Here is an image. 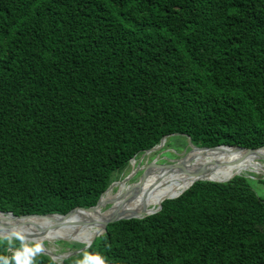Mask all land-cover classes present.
Instances as JSON below:
<instances>
[{"label": "trees", "instance_id": "trees-1", "mask_svg": "<svg viewBox=\"0 0 264 264\" xmlns=\"http://www.w3.org/2000/svg\"><path fill=\"white\" fill-rule=\"evenodd\" d=\"M171 136L264 146V0H0V212L93 207ZM216 181L62 262L0 238V264H264V179Z\"/></svg>", "mask_w": 264, "mask_h": 264}, {"label": "bare ground", "instance_id": "bare-ground-1", "mask_svg": "<svg viewBox=\"0 0 264 264\" xmlns=\"http://www.w3.org/2000/svg\"><path fill=\"white\" fill-rule=\"evenodd\" d=\"M150 152L144 153L146 155L143 157L148 156ZM259 153L264 156V149L260 150ZM189 158L195 163L188 165L184 169H167L168 171L165 173H154L151 170H147L145 174L141 175L138 182L130 183L132 175L137 171L134 165L135 159H133L130 163L134 167V172L119 182V184L113 186L118 187V190L109 204L107 202L113 187H110L100 197L98 204L92 211L86 213L89 211L86 210L76 217L61 218L52 216L47 217L52 219L45 217L12 219L8 216L0 215V233L4 230L26 235L39 233V236H36L33 240L57 238L69 241H82L84 245H88L101 232L102 223L109 217L113 215H140L143 217L152 214L158 210L161 200L176 196L198 178L218 180L234 174H242L243 172L258 173L264 169V160L259 159L255 153L245 151L231 152L227 149L223 151L200 150L191 153ZM152 165L146 164L142 169L144 167L150 168ZM140 167L138 170H140ZM216 174L220 175L213 176ZM173 175L174 177H172ZM143 177L145 178L144 180H142ZM138 200L143 201L141 206L131 210V204ZM91 213L94 216L89 218L93 215H88ZM60 220L68 221V223L62 225V223H58ZM56 224H60V226L54 227Z\"/></svg>", "mask_w": 264, "mask_h": 264}, {"label": "rangeland", "instance_id": "rangeland-1", "mask_svg": "<svg viewBox=\"0 0 264 264\" xmlns=\"http://www.w3.org/2000/svg\"><path fill=\"white\" fill-rule=\"evenodd\" d=\"M172 137H174V136L166 138L165 139L166 141H163L160 145H158V148L151 151L148 156L143 157L146 155V154H143V155L135 158V164L134 165H135V169L137 171H136V173H134L132 175V178L129 181L130 183L138 182L141 175L145 174V172H147V170H151L154 173H165L168 171L167 169H184L188 165L195 163V161H192L189 158L190 157V154H189V156L187 158H185L177 166H175V165L169 166V165H173V164L177 163L178 160L183 158L190 149V147L188 146V139L176 138L171 143L170 140ZM168 142H170V143H168ZM195 152L196 151H194L192 153H195ZM142 157H143V159H142ZM146 164H148V165L153 164V165L150 168L144 167V169H142V167ZM139 167H140V170H138ZM132 172H134V167L131 166V163H130L129 167L127 168V170H125V172H123V174H121L118 181H115L110 187H113L114 185L119 184V182H121L122 180L129 177V175H131ZM175 173H177V172H175ZM234 175L235 176L236 175H244V176H249L255 180H259V179H264V169L258 173H256V172H251V173L243 172L242 174H234ZM172 177H174V175ZM144 179L145 178L143 177L142 180H144ZM254 185L257 186L258 184H254ZM117 190H118V187H113L112 192L109 195V199L107 202L108 204L112 201ZM141 203H143L142 200H138L136 202L134 201V203L131 204L130 209L135 210V209L139 208L141 206ZM62 241L68 242L70 244L84 245V242H82V241H75V240L69 241L67 239H57V238H51V239L47 238L45 240H30V241H26L24 244L28 248H33L36 251L39 250L41 247H44L46 249H49L51 252H53L57 256L66 255L68 253H72V252L76 251V250L71 249L68 246H65L64 244H62L61 243Z\"/></svg>", "mask_w": 264, "mask_h": 264}, {"label": "water", "instance_id": "water-1", "mask_svg": "<svg viewBox=\"0 0 264 264\" xmlns=\"http://www.w3.org/2000/svg\"><path fill=\"white\" fill-rule=\"evenodd\" d=\"M165 139H166V137L165 138H163L162 139V141H161V143L163 142V141H165ZM160 143V144H161ZM159 144V145H160ZM188 146L190 147V149H189V151L187 152V154L183 157V158H181V159H179L178 160V162L177 163H175V164H173V165H169V166H177L179 163H181L185 158H187L188 156H189V154H191L192 152H194V151H200V150H205V151H217V150H220V151H223V150H225V149H227V150H230L231 152H237V151H245V152H249V153H255V154H257L258 155V157H259V159H262V160H264V156L263 155H261L260 153H259V151L260 150H262V149H264V146H262V147H260V148H256V149H250V148H244V147H240V146H227V145H221V146H217V147H197V146H195V145H193L192 144V142H191V140H190V138H188ZM158 147V145L157 146H155V147H153L152 149H150L149 151H153V150H155L156 148ZM149 151H147V152H149ZM146 152V153H147ZM230 180V179H229ZM229 180H227V181H229ZM196 181H213V182H226V181H216V180H212V179H208V178H198V179H196V180H194L193 182H192V184L194 183V182H196ZM114 183V182H113ZM112 183V184H113ZM111 184V185H112ZM191 184V185H192ZM110 185V186H111ZM190 185V186H191ZM110 186H109V188H110ZM189 186V187H190ZM188 187V188H189ZM108 188V189H109ZM187 188V189H188ZM107 189V190H108ZM186 189V190H187ZM106 190V191H107ZM105 191V192H106ZM104 192V193H105ZM184 192V191H183ZM182 192V193H183ZM181 193V194H182ZM180 194V195H181ZM180 195H178V196H180ZM177 196V197H178ZM101 197V196H100ZM177 197H173V198H169V199H174V198H177ZM100 199V198H99ZM167 200V199H166ZM99 201V200H98ZM97 204H98V202H97ZM96 204V205H97ZM95 205V206H96ZM95 206H93V207H90V208H75V209H73V210H76V209H83V210H90V209H92V208H94ZM161 208H162V204L160 205V207L158 208V210H156V212L155 213H157L158 211H160L161 210ZM73 210H71L70 212H68L67 214H65V215H60V214H45V215H42V214H31V215H23V216H17V215H14L13 213H11V212H7V213H3V212H0V215H5V216H8V217H10V218H12V219H25V218H31V217H45V218H47V217H52V216H59V217H62V218H65V217H67ZM155 213H152V214H155ZM152 214H149V215H152ZM149 215H147V216H149ZM147 216H140V215H121V216H118V215H113V216H111V217H109L108 219H106L103 223H102V225H101V232L98 234V235H96L95 237H94V239L96 238V237H98V236H100L101 234H103V233H105V231H106V227H107V225H109V224H112V223H115V222H118V221H120V220H129V219H143V218H145V217H147ZM62 223V225L63 224H67L68 223V221H62L61 222ZM58 226H60V224L58 225V224H56V225H54V227H58ZM53 227V228H54ZM36 236H39V233H36V234H33V235H26V234H17V233H13V232H11V231H6V230H4L2 233H0V238H4V239H20V240H22L24 243L26 242L25 240H33V239H35V237ZM94 239H93V241H94ZM92 241V242H93ZM92 242L90 243V244H88V245H84L80 250H77V251H74V252H72V253H68V254H66V255H62V256H57V255H55L53 252H51L49 249H46V248H44V247H41L39 250H37L36 251V253H35V255L36 254H39V253H42V254H46V255H48L53 261H55V262H62L64 259H67V258H69V257H71V256H74V255H76L77 253H79V252H81V251H84V250H86L87 248H89V246L92 244ZM34 256V255H33Z\"/></svg>", "mask_w": 264, "mask_h": 264}]
</instances>
